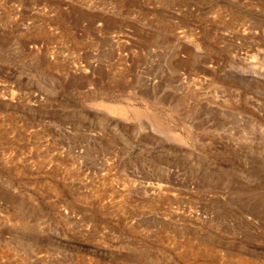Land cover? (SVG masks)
<instances>
[{"label":"rangeland","instance_id":"374dc122","mask_svg":"<svg viewBox=\"0 0 264 264\" xmlns=\"http://www.w3.org/2000/svg\"><path fill=\"white\" fill-rule=\"evenodd\" d=\"M0 264H264V0H0Z\"/></svg>","mask_w":264,"mask_h":264}]
</instances>
